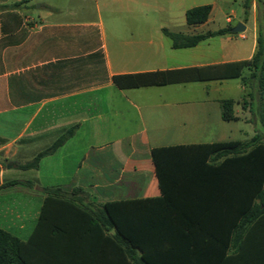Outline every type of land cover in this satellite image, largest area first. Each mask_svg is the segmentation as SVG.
<instances>
[{"label": "crops", "instance_id": "crops-1", "mask_svg": "<svg viewBox=\"0 0 264 264\" xmlns=\"http://www.w3.org/2000/svg\"><path fill=\"white\" fill-rule=\"evenodd\" d=\"M141 13V0H0V229L27 241L46 197L43 188H60L68 194L80 188L76 197L95 206L160 197L153 149L247 141L256 134V119H248L252 113L243 86L238 108L234 101L236 120H222L220 98L200 104L216 107L223 123H251V135L243 125H235L228 132L237 130L245 139L218 133L212 141H190L187 119L180 116L175 122H164L155 111L158 107L182 109L188 103L171 97L158 101L154 94L158 89L197 82L122 90L112 80L119 74L250 59L256 51V0H251L247 14L244 8L243 32H232L237 25H231L228 15L230 33L188 48H173L170 40L172 49L186 53L159 61L157 49L152 48L156 36L151 17ZM213 22L212 7L205 23L192 26L190 33H179H206L212 31L205 28ZM248 23L252 41L247 50L220 53L212 48L215 37L232 40L238 34L246 39ZM246 52L247 57H241ZM226 80L230 79L199 82L211 86ZM75 126L74 134L43 157L37 169L15 166L31 161ZM14 181L18 183L9 185ZM39 259L41 264L55 263V258Z\"/></svg>", "mask_w": 264, "mask_h": 264}, {"label": "trees", "instance_id": "trees-1", "mask_svg": "<svg viewBox=\"0 0 264 264\" xmlns=\"http://www.w3.org/2000/svg\"><path fill=\"white\" fill-rule=\"evenodd\" d=\"M250 2L244 1L246 14ZM256 2V51L250 59L119 74L112 80L127 90L240 79L252 114L258 105L262 130L247 141L153 149L162 192L157 198L95 206L76 197L80 188L69 194L60 188H43L46 197L27 241L0 229V264H41L39 257L55 258L51 264H264V3ZM211 9V5L188 9L186 23H205ZM231 29L186 35L164 28L163 33L173 48H188ZM220 105L222 120L237 119L233 99H222ZM75 130L76 126L70 128L31 161L15 166L37 169L40 160Z\"/></svg>", "mask_w": 264, "mask_h": 264}, {"label": "rangeland", "instance_id": "rangeland-1", "mask_svg": "<svg viewBox=\"0 0 264 264\" xmlns=\"http://www.w3.org/2000/svg\"><path fill=\"white\" fill-rule=\"evenodd\" d=\"M245 0H141V16L151 17V31L153 30L156 36L155 44L152 48L157 49L158 61L163 57H177L185 54L186 51L175 50L171 48V41L163 34V29L167 28L174 32L190 33L192 26L186 23L185 13L188 9L201 6L211 5L213 7L214 22L206 26L205 29L212 31L223 29L230 24L226 21L228 15L233 19L232 26L240 23V20L245 16L243 3ZM257 7V16L259 14ZM144 24L141 23L143 29ZM200 32V31H199ZM246 39L238 38V34L233 35V39L229 40L228 36L215 37L212 41V48L217 52L224 53L229 50L246 49L252 41L251 23L247 24V30L244 32ZM190 53V51H187ZM247 52L241 57H247ZM154 95L160 101L161 98H170L173 101L181 100L188 103L182 109L177 107L171 108H155V111L160 114L161 121L175 122L180 116H183L188 121L189 140L190 141H212L216 139L217 134L228 135L229 139H245V136L236 130L228 132L229 127L237 125V127L247 128L250 133V124L244 123H223L219 120L216 107L201 105L200 102L204 99H233L236 101L235 108H238V101L243 99V91L240 80L230 79L224 81L221 85L213 84L211 86L206 83L197 82L184 85H176L167 89H158ZM257 104L253 107V114H248V119H256V124L253 122L254 130L260 132L262 130L259 109ZM253 120V121H254ZM22 174V172H20Z\"/></svg>", "mask_w": 264, "mask_h": 264}, {"label": "water", "instance_id": "water-1", "mask_svg": "<svg viewBox=\"0 0 264 264\" xmlns=\"http://www.w3.org/2000/svg\"><path fill=\"white\" fill-rule=\"evenodd\" d=\"M245 30V26L242 23L237 24L235 28L232 29L234 33H241Z\"/></svg>", "mask_w": 264, "mask_h": 264}]
</instances>
